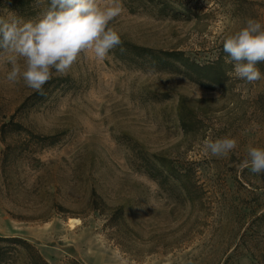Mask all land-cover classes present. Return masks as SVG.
Instances as JSON below:
<instances>
[{"label": "rangeland", "instance_id": "374dc122", "mask_svg": "<svg viewBox=\"0 0 264 264\" xmlns=\"http://www.w3.org/2000/svg\"><path fill=\"white\" fill-rule=\"evenodd\" d=\"M120 2L110 27L123 44L201 63L248 18L264 25V0ZM44 6L0 15L35 18ZM121 47L102 61L81 54L43 95L10 84L0 61V237L28 241L50 264H264V174L240 167L249 147L264 148V79L206 87L138 66ZM181 104L193 131L179 126ZM225 136L237 140L226 157L204 153V139ZM157 157L195 170L193 200L148 177L142 160Z\"/></svg>", "mask_w": 264, "mask_h": 264}, {"label": "clouds", "instance_id": "9594fccd", "mask_svg": "<svg viewBox=\"0 0 264 264\" xmlns=\"http://www.w3.org/2000/svg\"><path fill=\"white\" fill-rule=\"evenodd\" d=\"M45 5L35 18L25 19L13 12L0 15V61L10 66L6 80L16 85L23 82L36 93L44 94V85L57 75H67L81 54H92L104 60L121 47V35L110 27L121 15L120 0H36ZM226 71L247 83L264 79V25L248 18L235 33L222 42ZM121 51L123 48L121 47ZM237 147V140L225 136L202 142L205 154L226 157ZM254 174H264V148L249 147L240 165Z\"/></svg>", "mask_w": 264, "mask_h": 264}, {"label": "trees", "instance_id": "16d2710c", "mask_svg": "<svg viewBox=\"0 0 264 264\" xmlns=\"http://www.w3.org/2000/svg\"><path fill=\"white\" fill-rule=\"evenodd\" d=\"M31 0H0L1 7L10 9L27 10ZM162 10L166 9L163 5ZM171 11V10H169ZM178 12H172L177 14ZM120 57L129 55L132 62L138 66H146L150 69L164 72H173L185 76L188 80L206 87H223L229 80L226 71L232 65L225 63V53L209 62H198L183 51L178 50H153L133 44H123ZM258 66H261L259 64ZM179 126L184 132L193 131L195 122L190 111L181 104L178 109ZM18 125V124H17ZM144 170L148 177L160 187H167L171 192L183 194L189 200L197 193L198 185L195 170L190 167L174 164L172 161L160 157L156 158L157 164L142 160ZM91 208L99 210V202L96 194L92 193ZM121 208H117L109 216L110 221H116L121 217ZM0 264H50L39 251L28 241L16 237H0ZM61 264H81L76 259H69Z\"/></svg>", "mask_w": 264, "mask_h": 264}]
</instances>
